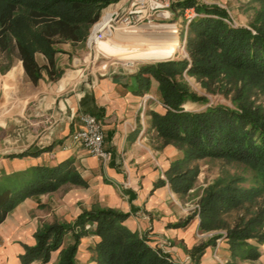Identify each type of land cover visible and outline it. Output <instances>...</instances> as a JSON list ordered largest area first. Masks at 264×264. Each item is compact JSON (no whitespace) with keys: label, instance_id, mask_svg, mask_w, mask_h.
<instances>
[{"label":"trees","instance_id":"1","mask_svg":"<svg viewBox=\"0 0 264 264\" xmlns=\"http://www.w3.org/2000/svg\"><path fill=\"white\" fill-rule=\"evenodd\" d=\"M117 1L0 0V71L6 73L20 59L33 81L43 76L44 68L57 77L60 72L56 69L55 55L63 51L60 45L85 41L90 27L100 19L102 9ZM256 1L259 7L250 27L227 21L229 13L219 5L197 0L178 2L183 9L194 7L199 14L188 24L189 57L147 62L137 73L147 84L150 76L159 82L164 112H153L152 126L165 143H173L182 151V156L168 170L174 191L186 193L192 188L196 170L183 166L193 159H234L253 170L254 184L250 186L238 184L243 178H219L205 188L199 199V215L200 228L206 231L222 227L214 224V217L222 211L264 193V106L256 105L247 94L254 88L264 93V0ZM37 53L44 54L47 63L41 64ZM185 72L211 78L224 74L235 80L237 88L232 105L216 103L197 110L186 108L188 102L206 104L208 98L189 86ZM35 153L38 152L12 155ZM66 182L87 185L71 167L70 160L57 165L38 164L3 176L0 223L27 196L57 190ZM128 216L112 207L93 206L84 209L74 221L47 223L35 232L34 244L23 245L22 264L34 261L46 264L58 250L53 264H78L81 239L88 235L90 221L95 222L98 239L90 246L92 254L86 264H174L168 254L150 245L148 236L125 224ZM68 235H72L73 241L64 246ZM221 236H225L234 255L258 257L259 245L264 243V206L246 220L241 218L234 226L227 227L225 235L213 234L194 252L202 253Z\"/></svg>","mask_w":264,"mask_h":264},{"label":"crops","instance_id":"2","mask_svg":"<svg viewBox=\"0 0 264 264\" xmlns=\"http://www.w3.org/2000/svg\"><path fill=\"white\" fill-rule=\"evenodd\" d=\"M202 1L221 4L222 0ZM109 6V10L127 11L129 0ZM182 8L170 5L156 20L177 16ZM170 39L164 38L168 44ZM77 50L67 42L63 51L56 53L58 77L44 68L43 76L33 81L20 59L6 73L0 71V91L9 94L0 115L7 117L6 124L12 119L18 123L15 139H5L10 143L5 148L11 153L0 151V179L38 164L70 160L71 167L87 181V185L66 182L57 190L31 194L18 203L0 223V264H22L23 245L35 243L38 228L56 220L74 221L93 206L127 213L125 224L148 236L150 245L168 254L174 264H264V243L259 245L256 258L234 255L225 237H219L200 254L194 252L209 240L212 230L200 228L194 199H187L196 187L180 193L169 182L168 170L182 151L173 143H165L152 126L153 112H164L159 82L152 76L150 84L138 78L139 67L134 69L129 60H109L96 66L93 52L80 56ZM40 56L43 60L39 62L47 63L45 55ZM82 112H91L101 120L106 160L79 144L63 148L68 136L81 127ZM27 127L31 128L25 131ZM44 146L49 148L43 150ZM24 151L38 153L12 155ZM87 227L89 233L81 239L78 252L85 256H78V264L88 262L90 246L98 239L95 222L90 221Z\"/></svg>","mask_w":264,"mask_h":264},{"label":"rangeland","instance_id":"3","mask_svg":"<svg viewBox=\"0 0 264 264\" xmlns=\"http://www.w3.org/2000/svg\"><path fill=\"white\" fill-rule=\"evenodd\" d=\"M197 1L200 3H206L202 0H197ZM214 4H208V5H214ZM171 5L172 6L174 5L179 9L182 7L178 5V2L176 1H172ZM216 5H219L220 7L226 9L227 12L229 13V18H226V20L230 21L231 23H234L235 25L250 27V24L255 18L256 10L259 7V2L256 0H222L221 4L216 3ZM108 6L102 9L101 17L97 22H99L102 19V17L106 14V12H110L114 10V9L111 10L112 7L109 10V8H107ZM175 15L177 16H173L172 18L165 20L164 19L155 20L151 24L144 23L136 28L118 27L112 34H107V36L105 35L102 38V40H100L96 45L94 46L91 45L90 47L88 44V39L93 31L95 25L94 23L90 27L85 41L77 42V43L71 42V43L75 45L76 48L78 49L76 55L81 56L84 53L88 54L89 52H93L94 56L96 55V66H103L109 60L127 62V60L121 59L116 55L132 53V50L136 47V45L139 46V44L142 43H149L151 44L152 47L164 49L168 45V42H166L164 38L170 39L173 37L178 38L179 47L175 53L176 55L171 59H181L184 57H189V52L187 48V39H186L189 23L187 24V19L185 18V9L182 8L181 11L177 12ZM119 28L124 31L122 36L123 41L116 44L114 43V38ZM109 31L110 30L108 27V33ZM66 43L67 42H64L63 44L60 45L62 49ZM109 49L111 53H109L108 51ZM40 54L42 53H37V58L38 60L41 61L43 60V58L41 59ZM17 61L18 60H16V63ZM157 61L160 60H147V59L134 60L132 61V64L134 63L132 66L134 69H136L138 67L140 68V66L144 63L157 62ZM65 77L68 78L69 75H66ZM184 79L188 82L189 86L195 92H197L199 95L208 98L206 104L198 103V102H188L185 104L186 108L197 110V109L205 108L209 104H216V103L232 105V98L236 94L237 87L235 80L233 79L231 80L230 77L221 74L220 76L211 78V77L191 75L185 72ZM247 94L250 96V100L255 102L256 105L262 104L264 106V93L261 92L259 89L254 88L250 90ZM8 96L9 94H6L4 91L3 92L0 91V113L1 110L4 108L5 103H7ZM6 121H7V117H5L4 115L2 116L0 115V151H8L9 153H11L10 150H7L5 148L6 145L10 144L5 139H10V140L15 139L14 137L16 136V129L18 127L17 126L18 123H15L16 119H12L11 123L9 121L8 124H6ZM28 128L31 127L25 128L26 129L25 131H28ZM27 135L28 132H26L25 137H27ZM189 167L194 168L196 170V176L193 181V187H196V190L194 193H192L193 195L187 197V199L188 198L194 199L195 209L197 211H198L199 199L201 195L204 193L205 188L208 187L210 184L214 183L219 178H225L226 180L232 178H243V180L241 179V181L238 182V184L241 186H250L254 184V173L252 168L246 163L238 160L228 159V158L205 157L200 159H193L186 162V164L183 166V169H187ZM261 206H264V193L257 196L254 200H247L239 206L232 207L228 210L222 211L219 215L214 217V222H215L214 224L220 225L222 227L212 230L211 232L212 235L213 234L225 235L227 231V227L234 226L237 222L241 220V218H244L246 220L247 218L251 217L255 213L257 208H260ZM221 237H225V236H221ZM72 241H73L72 235H68L64 241V246ZM58 251H54L52 253L51 260L46 264L54 263L55 257H58L57 254ZM78 256L83 258L85 255L84 253H81L78 254ZM39 262L40 263L38 264H43L41 261Z\"/></svg>","mask_w":264,"mask_h":264},{"label":"built area","instance_id":"4","mask_svg":"<svg viewBox=\"0 0 264 264\" xmlns=\"http://www.w3.org/2000/svg\"><path fill=\"white\" fill-rule=\"evenodd\" d=\"M171 2L172 0H129L127 11L114 9L106 12V14H110L112 17L109 22L110 31L108 34H112L118 27L136 28L144 23L151 24L160 16L162 9L168 8L171 5ZM197 15L199 14L195 11L194 7L187 8L185 10L187 24ZM99 22H95L94 28ZM94 28L88 39L90 47L92 45L91 37L93 36ZM79 118L81 127L68 136V141L63 144V148L69 149L71 146L79 144L85 147L91 154L106 160L108 152L104 147V129L101 120L91 112H82ZM199 208L198 204V211ZM211 235L212 233H210Z\"/></svg>","mask_w":264,"mask_h":264},{"label":"bare ground","instance_id":"5","mask_svg":"<svg viewBox=\"0 0 264 264\" xmlns=\"http://www.w3.org/2000/svg\"><path fill=\"white\" fill-rule=\"evenodd\" d=\"M111 19L112 17L110 14H105L101 22H99L95 26L93 36L91 37V44L93 46L96 45L100 40H102V36H104L106 33L108 34V27H109V24H110L109 22ZM123 32L124 31L120 28L117 30L116 36L114 38V43L117 44L123 41V37H122ZM142 37H145V36H142ZM178 47H179V40L177 37H173L170 39L169 44L164 49L152 47L151 44L149 43H142V44H139V46L136 45V47L132 50V53L117 54L116 56L124 60H129L130 63L134 60L166 59V58L174 57ZM108 51L109 53H111L110 49Z\"/></svg>","mask_w":264,"mask_h":264},{"label":"water","instance_id":"6","mask_svg":"<svg viewBox=\"0 0 264 264\" xmlns=\"http://www.w3.org/2000/svg\"><path fill=\"white\" fill-rule=\"evenodd\" d=\"M169 59H171V58H166V59H159L160 61H162V60H169Z\"/></svg>","mask_w":264,"mask_h":264}]
</instances>
